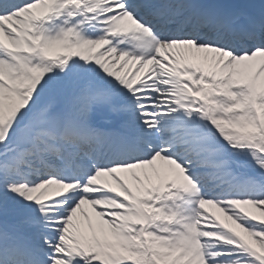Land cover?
I'll return each instance as SVG.
<instances>
[{"label":"snow or ice","instance_id":"obj_1","mask_svg":"<svg viewBox=\"0 0 264 264\" xmlns=\"http://www.w3.org/2000/svg\"><path fill=\"white\" fill-rule=\"evenodd\" d=\"M0 264H264V0H0Z\"/></svg>","mask_w":264,"mask_h":264},{"label":"bare ground","instance_id":"obj_2","mask_svg":"<svg viewBox=\"0 0 264 264\" xmlns=\"http://www.w3.org/2000/svg\"><path fill=\"white\" fill-rule=\"evenodd\" d=\"M208 211L210 213H213V214H216V215H219L218 211L216 209H213V208H209Z\"/></svg>","mask_w":264,"mask_h":264}]
</instances>
